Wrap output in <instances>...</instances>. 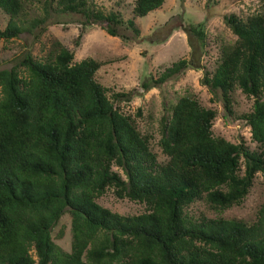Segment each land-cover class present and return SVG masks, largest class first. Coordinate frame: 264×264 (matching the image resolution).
I'll return each mask as SVG.
<instances>
[{
	"label": "trees",
	"instance_id": "trees-1",
	"mask_svg": "<svg viewBox=\"0 0 264 264\" xmlns=\"http://www.w3.org/2000/svg\"><path fill=\"white\" fill-rule=\"evenodd\" d=\"M34 2L45 15L74 13L88 24L105 23L111 36L120 25L139 35L133 19L105 12L95 0H0L8 16L0 38L25 29L19 18ZM163 2L133 0L132 13L144 17ZM223 21L236 38L219 44L212 71L200 65L203 24L187 25L190 58L141 86L201 68V84L227 116L234 117L235 90L252 100L240 118L256 149L213 136L216 110L186 91L164 102L157 144L165 160L159 161L153 135L139 128L141 110L125 114L118 103L127 93H109L96 80L101 62H73L57 42L43 61L26 54L0 69V264H264V203L249 223L190 213L197 201L215 212L239 206L256 174L264 177V14L231 13ZM108 188L144 210L125 216L101 206L96 200ZM65 213L69 251L52 236Z\"/></svg>",
	"mask_w": 264,
	"mask_h": 264
},
{
	"label": "rangeland",
	"instance_id": "rangeland-1",
	"mask_svg": "<svg viewBox=\"0 0 264 264\" xmlns=\"http://www.w3.org/2000/svg\"><path fill=\"white\" fill-rule=\"evenodd\" d=\"M105 12L118 11L124 21L133 19L139 29L135 35L125 25L117 27L118 36L109 35L105 23L88 24L79 14L42 12L41 3H26L23 17L19 18L25 29L10 40L0 38V69L10 68L26 54L37 60H45L50 51H55L59 43L73 53V62L92 58L101 62L95 73L96 80L111 92L127 93L121 97L119 107L125 114L135 116L138 109L141 117H136L142 132L153 135L152 148L159 161L165 157L157 144L159 133L157 121L164 102L172 97L192 91L200 104L213 108L217 115L213 121V136H222L232 143L243 140L250 149L257 145L251 140L249 126L240 118L251 109L252 100L240 90L231 96L234 117L226 115L220 102L213 99L208 89L201 84L203 70L188 69L166 80L159 86L144 89L142 82H150L172 63L188 59L191 46L185 32L187 25L203 24L205 47L200 57V65L206 70L215 68L218 46L223 41H234L235 35L225 26L223 17L236 14L246 17L255 12L264 14L263 0H164L156 10L144 17L132 13L133 0H95ZM8 16L0 11V31L7 24ZM171 32L164 38V33ZM113 170H117L113 167ZM119 171V170H117ZM120 172V171H119ZM121 173V172H120ZM101 206L120 215H133L144 210V205L126 198H119L113 188L96 200ZM264 203V177L257 173L247 197L239 206L215 212L197 201L190 208L193 216L210 218L223 217L251 222L256 219L260 206ZM62 231V237L56 234ZM54 242L64 251L70 250V216L65 213L52 229Z\"/></svg>",
	"mask_w": 264,
	"mask_h": 264
}]
</instances>
